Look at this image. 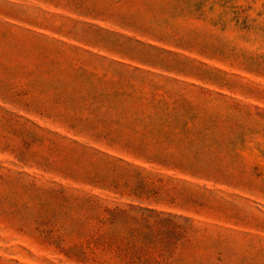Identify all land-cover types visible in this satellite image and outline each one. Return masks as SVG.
Segmentation results:
<instances>
[{
  "label": "rangeland",
  "instance_id": "1",
  "mask_svg": "<svg viewBox=\"0 0 264 264\" xmlns=\"http://www.w3.org/2000/svg\"><path fill=\"white\" fill-rule=\"evenodd\" d=\"M132 243L264 264V0H0V264Z\"/></svg>",
  "mask_w": 264,
  "mask_h": 264
},
{
  "label": "trees",
  "instance_id": "2",
  "mask_svg": "<svg viewBox=\"0 0 264 264\" xmlns=\"http://www.w3.org/2000/svg\"><path fill=\"white\" fill-rule=\"evenodd\" d=\"M125 253H129L128 264H153L148 258L142 259L141 254L147 253L149 250L148 244H129L123 249ZM137 255V256H136Z\"/></svg>",
  "mask_w": 264,
  "mask_h": 264
}]
</instances>
